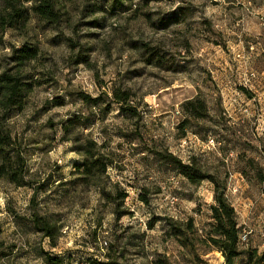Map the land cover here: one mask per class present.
<instances>
[{
  "label": "rangeland",
  "instance_id": "374dc122",
  "mask_svg": "<svg viewBox=\"0 0 264 264\" xmlns=\"http://www.w3.org/2000/svg\"><path fill=\"white\" fill-rule=\"evenodd\" d=\"M39 4L0 26V74L28 85L0 110L3 154L24 162L22 186L0 173V264H226L212 179L240 249L264 255V0H56L53 22ZM25 46L37 56L18 66ZM93 143L104 172H78Z\"/></svg>",
  "mask_w": 264,
  "mask_h": 264
},
{
  "label": "trees",
  "instance_id": "16d2710c",
  "mask_svg": "<svg viewBox=\"0 0 264 264\" xmlns=\"http://www.w3.org/2000/svg\"><path fill=\"white\" fill-rule=\"evenodd\" d=\"M56 0H40V4L35 7V11L40 14L44 19L55 21ZM26 12L20 6V0H0V26L5 28H14L18 23L25 19ZM18 66H22L26 61H30L37 56V51L34 48L25 46L23 49L17 51ZM28 85L23 82L22 77L10 73L0 74V110L9 111L14 108L21 109L24 106V97L28 92ZM121 102L125 99L120 98ZM186 110L189 114L201 116L199 109L195 107V101L190 100L186 103ZM10 138L0 133V173H7L9 179L16 185H24L23 181L18 179V172L15 167L18 165L23 170L24 162L18 156V161L14 164L6 159L3 154L10 145ZM93 146V147H92ZM84 150V161L82 164L77 165L78 172L85 170V173L90 172V168H95L99 164V172H104L105 165L101 164L99 157H96L94 143ZM91 147V148H90ZM9 163V164H8ZM17 164V165H16ZM179 169L182 174L189 179L192 183H199L207 179L201 171L194 170L193 166L183 165L179 163ZM10 165V166H8ZM8 168L10 171L8 172ZM21 173V172H20ZM19 173V174H20ZM21 178L23 174H20ZM215 184V205L211 207L212 218L214 219L213 232L208 240L220 252L223 253L226 264H264V255H260L255 249H240L239 247V229L236 220V212L234 207L229 203L226 194L225 186H220L219 182L215 179L211 180ZM264 182V179H262ZM36 228L45 234L46 237L52 236V227L49 222L38 215L34 219ZM189 227H192L190 222ZM193 228V227H192ZM238 261V263H236ZM88 264H119L113 259L106 261H99L90 259ZM154 264H167L163 259H158Z\"/></svg>",
  "mask_w": 264,
  "mask_h": 264
},
{
  "label": "built area",
  "instance_id": "2783aa9c",
  "mask_svg": "<svg viewBox=\"0 0 264 264\" xmlns=\"http://www.w3.org/2000/svg\"><path fill=\"white\" fill-rule=\"evenodd\" d=\"M247 241V235H244L241 237V242H246Z\"/></svg>",
  "mask_w": 264,
  "mask_h": 264
}]
</instances>
